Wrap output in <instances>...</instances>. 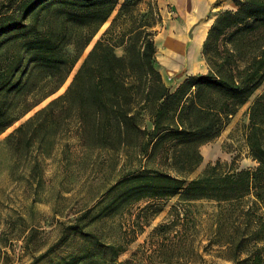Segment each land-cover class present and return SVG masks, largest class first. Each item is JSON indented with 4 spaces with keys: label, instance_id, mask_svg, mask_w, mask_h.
<instances>
[{
    "label": "trees",
    "instance_id": "obj_1",
    "mask_svg": "<svg viewBox=\"0 0 264 264\" xmlns=\"http://www.w3.org/2000/svg\"><path fill=\"white\" fill-rule=\"evenodd\" d=\"M121 1L0 4V134L65 86L120 5L66 90L5 139L34 168L57 149L62 163L79 150L105 155L114 170L120 163L128 168L106 199L62 230L59 243L73 236L94 242L95 234L80 223L95 222L130 200L177 198L157 234L170 233L182 221L188 242L208 202L216 209L211 239L216 237L228 261L264 264V0H231L234 8L216 15L203 46L208 71L173 85L157 66L158 4L144 10L143 0ZM253 97L246 144L257 166L219 159L193 176L204 161L201 147L220 136ZM51 250L29 264H80L84 258L47 260Z\"/></svg>",
    "mask_w": 264,
    "mask_h": 264
},
{
    "label": "rangeland",
    "instance_id": "obj_2",
    "mask_svg": "<svg viewBox=\"0 0 264 264\" xmlns=\"http://www.w3.org/2000/svg\"><path fill=\"white\" fill-rule=\"evenodd\" d=\"M4 1L0 0V4ZM151 3L158 4L162 15V22L156 28L158 34L155 41L158 47L157 66L165 82L173 85L188 75L206 73L208 66L203 46L207 36L201 49L192 53L197 31L191 28L192 20L177 16L169 0H143L140 7L145 10ZM119 8L120 5L87 48L65 86L23 120L0 134V264H29L34 256L47 252L51 247L47 260L64 256L73 257V260L84 257L80 264H232L228 261L229 255L222 252L224 248L215 242L216 237L211 239L215 224L210 215L216 209L208 202L204 203L196 219V232L188 242L183 236L185 222L182 221L168 234L160 235L154 231L159 225L168 223L177 198L139 203L130 200L110 214L109 210H105L104 216L95 222L91 223L88 219L80 223L86 231L95 234L94 242L73 236L63 245L60 244L62 230L65 228L67 232V228L76 223V218L106 199L107 190L126 174L128 168L120 163L114 170L105 155L79 150L70 154L71 159L67 164L62 163L60 149L40 167L34 168L33 161L13 154L6 144V137L22 122L66 90L83 58L110 26ZM214 15L210 14L209 17L212 19ZM186 22L190 31L185 33L182 28L174 29L175 25L184 27ZM182 34V52L176 59L168 56V39L177 40ZM118 53L122 51L118 50ZM183 63L186 65L175 72L167 70L176 69ZM261 91L262 88L256 94ZM254 97L240 109L220 136L201 147L204 161L193 176L219 159L224 162L236 161L240 168L254 169L257 166L248 156L246 144L248 109ZM28 239L31 242L29 247L26 246ZM111 246H114V251ZM116 252H119L118 256L114 255Z\"/></svg>",
    "mask_w": 264,
    "mask_h": 264
},
{
    "label": "crops",
    "instance_id": "obj_3",
    "mask_svg": "<svg viewBox=\"0 0 264 264\" xmlns=\"http://www.w3.org/2000/svg\"><path fill=\"white\" fill-rule=\"evenodd\" d=\"M170 3L174 6V13L177 16H180L183 19L186 20H192L191 21V28L197 29L196 34L194 38L196 39V36L199 35V41L198 45L196 47L197 51L201 49V45L203 43L204 38L208 35V31L213 24L214 18L216 15L220 12H223L227 9H233V3L231 0H169ZM215 14L212 19L210 14ZM212 16V15H211ZM209 17V19H208ZM207 19V20H206ZM200 20H206V21H200ZM184 26V25H183ZM189 23L186 22V25L182 27V25H175L174 29L182 28L184 29V32L190 31L189 29ZM183 38V34L179 35V37ZM194 39V43H195ZM183 40V39H182ZM183 45H184V41ZM193 45V43L191 44ZM179 56V55H178ZM192 65H194V60H192ZM185 63L177 67L176 69H167L169 72H175L176 70L182 68Z\"/></svg>",
    "mask_w": 264,
    "mask_h": 264
},
{
    "label": "bare ground",
    "instance_id": "obj_4",
    "mask_svg": "<svg viewBox=\"0 0 264 264\" xmlns=\"http://www.w3.org/2000/svg\"><path fill=\"white\" fill-rule=\"evenodd\" d=\"M200 35V34H199ZM199 35L196 36L195 39V45L193 47V52L192 53H196L197 52V45H198V41H199ZM182 38H179L177 40H173V39H168L167 43H166V51L168 56H174L175 59L176 57H178V55H180V53L183 50V42H182Z\"/></svg>",
    "mask_w": 264,
    "mask_h": 264
}]
</instances>
